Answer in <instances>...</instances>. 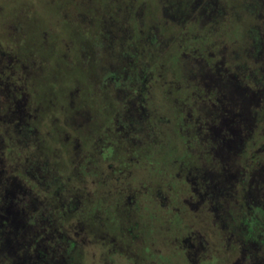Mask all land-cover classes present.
<instances>
[{
	"label": "flooded vegetation",
	"instance_id": "flooded-vegetation-1",
	"mask_svg": "<svg viewBox=\"0 0 264 264\" xmlns=\"http://www.w3.org/2000/svg\"><path fill=\"white\" fill-rule=\"evenodd\" d=\"M157 1L156 15L155 0H88L92 35L66 60L45 30L47 55L26 50L23 20L0 8V264H82L90 244L100 264H264V0ZM7 27L20 45L1 39ZM165 67L172 79L161 81ZM50 69L69 71L70 83L54 92L41 82ZM72 96L77 134L60 141ZM166 135L179 147L172 168L124 185L138 156H160ZM46 146L78 162L83 184L44 158ZM148 201L186 229L169 241L171 254L150 253L154 242L133 233ZM107 210L121 211L110 240L95 233L110 230Z\"/></svg>",
	"mask_w": 264,
	"mask_h": 264
},
{
	"label": "rangeland",
	"instance_id": "rangeland-1",
	"mask_svg": "<svg viewBox=\"0 0 264 264\" xmlns=\"http://www.w3.org/2000/svg\"><path fill=\"white\" fill-rule=\"evenodd\" d=\"M61 1L62 0H0V8H3V11L5 10L3 12L5 14V18L10 17L12 19L16 18L18 20L19 19L23 20V24L21 23L22 28L21 29L19 28L22 31L24 29V33H25L24 34L25 43L24 45L22 44V46L23 47L26 46L27 47L26 50H29L31 48L34 51L38 52L40 59H43V54L47 55L45 53V51H47V48L48 50H51V48L49 47L46 48L44 44L42 43V41H40L39 34L40 32L44 30L47 32L49 39L54 43V46L55 47L57 46L58 50L63 48L62 50H60L59 55H60V59H64V60H66V58L68 57L69 59L71 57H74L73 56L74 50L76 49L75 45H80V44L85 45V39H86L85 36L92 35L91 28H87V27L93 22V19L91 20V19H88L89 17L87 18L84 17V13H87V10L89 9L88 0H65L62 3ZM107 1L109 0H106V2ZM151 1H154V0H151ZM234 1L237 2L239 0H234ZM97 2H95L94 5L92 4L93 8H99L98 7L99 2L98 3ZM110 2L112 6L113 1H110ZM153 7L157 8V10H154V13L156 15L160 14V12L158 11V1L157 0H155V5H153ZM0 18H3V16L0 15ZM97 24L98 22L95 21L94 25H97ZM1 25H0V31H1ZM72 26H74V30ZM74 32L79 33L80 37L79 38L74 37ZM8 33H10V29L7 27V31L6 33H3V37H1V39L5 41L6 43H9L19 38V45H20V42H21L20 31L17 33H12L11 36L8 35ZM51 35H53L52 38H51ZM95 45H96L95 46V49H96L98 45L97 44ZM67 46L69 47L68 54L64 55V51L65 49H67ZM19 48H18V51L22 53V50H20ZM109 57L110 56H108L107 58ZM80 61H81V66L83 67L84 65L82 64L84 62V59H81ZM52 65L54 66V63ZM160 70L161 71L159 73L160 74L163 73L161 81H166V80L168 81L170 80V78L172 79V77H170V73L166 72V70H168L167 67H165L164 69L162 68ZM48 71L49 73L46 75V77L43 76L41 82H44L46 84L53 86L54 92L55 91L57 92V89L54 86L55 84L64 83L65 85H68V83H70L71 73H68L69 71L63 70L64 72H66L65 74H62L63 72L59 71V69L55 71L54 69H50ZM77 74H80V77L81 76L83 77L84 71L78 69ZM74 98L75 97L73 96L71 99L69 98L70 101L68 102L67 100V102L64 103V105L66 104V106L62 105L63 107L62 111L64 112L66 111V112L60 113L58 116V121L60 120L61 127H64V129L60 127L61 132L58 135L60 137L59 139H61L60 141L65 139V134H66L65 132L67 131L69 132L72 131V133L76 132L77 134V131H76L77 128L75 130L74 128L72 129L73 124L67 118L68 117L67 112L70 111V108H69L71 106L70 103L72 102V100H74ZM165 138H166V142L168 145L167 147L166 146L163 147V150L162 149L159 150L160 151L159 157H156L153 161H152V158L149 159L148 156L145 154L144 155L141 154V156L137 157L138 158L137 160L139 161V163L134 165L136 168L135 169L136 174L130 178H125L124 185L129 184L130 186H136V185H142L141 183L143 182L149 183L151 181L153 182L157 180L160 181L164 177V175L161 176L162 173L158 172L159 167L161 165H165L168 168H172V155L179 153V147L178 146L174 147L176 146L177 141L174 139L173 136L166 135ZM51 139L52 138L50 137L49 139L50 142H51ZM53 145H58V144L54 143ZM50 150H51L50 146H48V148L46 146V149L44 148L43 150L44 158H46L47 160L49 159L51 161H54V163H57L61 173L70 175L71 177L74 178L73 181H75L74 182L75 185L79 186L83 184L84 174L80 171V169L77 168L78 166H76V164L78 162L69 161L68 160L69 158H67L68 156L66 155H64L66 158L65 161H58V159H60V156H61L60 151L55 150V149H53V151H50ZM62 151L64 154L65 150L62 149ZM124 156H126V154H124ZM104 198H106V201L111 200V197H108L107 199V197L101 196L102 200ZM124 198H125V203H126V201H128L127 197L125 196ZM95 200L97 201V197L95 198ZM144 201H146V199H144ZM146 204H148V208L140 209L136 214H134L135 217L133 218V221H135L137 224L134 222V226L136 227V229L133 230V233L139 235V237L141 238L144 237L147 240L150 239L149 243H152L151 241L154 242V245L150 246L151 248L150 253L155 254L156 253L155 249H160L166 254L168 253L171 254L172 251L170 250V247H169V241L185 233L186 229L182 225L175 224L172 222L168 223L166 219L168 218L170 213L165 212V210H162L159 207V205H156L153 202H149ZM149 212L156 214V219L154 221ZM106 213H107V216L110 217L109 218L110 222L108 226L110 230L102 229L101 232L98 230L95 233L98 234L99 236L104 235L103 236L104 238H107V240H110L111 238H114L115 236L117 237V231L115 232L112 229L116 230V227H117V223L115 222L117 220L116 215L121 214V211L119 210L115 212H112V211L108 212L107 210ZM147 220H151V221L148 222L147 224H144L145 222H147ZM197 222H198V225H194V226L197 227L198 230L203 231L204 233L211 232L212 228L205 219L203 221L202 220L199 221L198 219ZM143 226H145V229L142 228ZM80 236L81 235H79V237ZM89 238H91V236ZM99 239L100 238H98V243H99ZM101 251L102 250L100 249L99 245H96V244H90L89 246L85 245L83 248V253L81 257L82 264H93V263L100 264L101 254H102ZM210 252H211L210 253L211 257L212 256L214 257V255L217 256L218 254L215 247H211ZM113 258H115V256H113ZM152 259L157 260V258L154 256ZM171 259L175 260L176 256H175V259L174 257ZM162 264H186V263L181 258L178 261L175 260V261L168 262V263L163 262Z\"/></svg>",
	"mask_w": 264,
	"mask_h": 264
}]
</instances>
